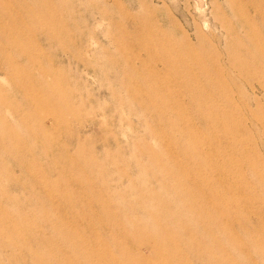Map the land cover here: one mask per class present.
Wrapping results in <instances>:
<instances>
[{
	"label": "rangeland",
	"instance_id": "rangeland-1",
	"mask_svg": "<svg viewBox=\"0 0 264 264\" xmlns=\"http://www.w3.org/2000/svg\"><path fill=\"white\" fill-rule=\"evenodd\" d=\"M0 264H264V0H0Z\"/></svg>",
	"mask_w": 264,
	"mask_h": 264
}]
</instances>
